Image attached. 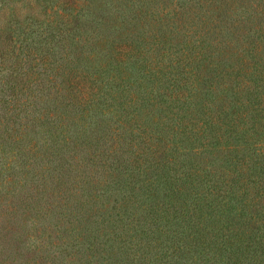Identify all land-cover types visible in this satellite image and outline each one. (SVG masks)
I'll return each mask as SVG.
<instances>
[{
	"label": "rangeland",
	"instance_id": "1",
	"mask_svg": "<svg viewBox=\"0 0 264 264\" xmlns=\"http://www.w3.org/2000/svg\"><path fill=\"white\" fill-rule=\"evenodd\" d=\"M25 1H32L34 5L33 0ZM209 1L201 0L200 2L205 5ZM161 2L160 6L166 4V0ZM193 2L197 6L198 2ZM37 5L34 9L35 17L41 18L43 10H41V4ZM214 5L224 8L222 2H214ZM27 8L22 9V13L18 14V19L22 20L26 14H31V10ZM184 9L180 8V13ZM219 11L212 12L214 23H217V17H222ZM209 15L210 13L205 14L193 8L181 14L180 17L183 19H175L180 33L175 31L171 33L172 36L169 39L171 44H164L165 47L170 45L171 48L163 56L154 55L152 50L148 49L149 43L155 41L152 32L156 31L157 24L153 21L150 25H145L143 31L146 32V36L145 41L139 44L141 47H138L135 41L131 42L134 50L139 48L143 51L145 59L140 54L141 56L137 59L117 61L111 58L115 53L117 43L109 46L107 42L100 45L92 43L96 48L90 51V47L83 48L71 43L70 35L55 36L57 40L53 37L49 41L45 38L36 40L35 35L33 39H27L21 55L22 66L19 68L29 71L28 76H34L42 65L47 64L42 62L53 61L55 58L54 64H57V67L54 68L53 64V68L46 72V76L53 80L55 78V84L54 81H49L48 92L39 98L35 97L37 101L33 107H36L37 117L33 122H27L26 129L20 127L19 132L23 131L25 141L31 143L30 149H28L30 145L19 148L17 142L14 141L22 135L19 132L12 134L7 142L5 135L0 136V264H264L263 226L259 225L260 227L257 228V223L252 221L245 223L242 229H237L235 226L230 228L225 221V218L229 220L228 217L231 218L232 215L241 212V200L247 202V210L254 212L256 217L259 216L256 211L252 210L256 205H253L254 203L247 198L248 195H253V192H249L245 197L242 196V199L241 191L235 192L227 198L228 204L216 206L217 210L212 220L209 215L210 211L204 213L196 229L183 228L184 224L180 218L167 217L170 218L167 221L165 216L157 220H153L150 215L147 216V213H153L151 206L155 202H162L166 198L163 197V193L175 188L178 181L174 177L177 174L182 176L181 181L185 189L178 193L174 189L169 198L185 199L186 202L193 198L188 192L195 188L194 182L185 178L186 172L190 169L181 166L190 157L183 152L189 150L190 142L197 145L199 141H203L206 133L210 141L215 140V137L211 136L213 131L207 130L209 126L201 134L200 139L194 137L188 141L187 137L179 132L173 134L170 127L176 120V114L173 112L176 105H173V101L168 97L158 95L163 91L164 82L158 81L155 76H161L163 73L167 75L169 72L177 74L181 64L174 69L172 66L158 68L146 62L158 57V65H161L168 58L172 60L184 58L183 53L185 50L189 52V47L188 44H183L181 47V42L179 43L182 39V32L191 26L189 32L194 33L196 25L193 27L192 23L198 25V32L206 31L210 27H206L204 19ZM5 21L2 20L4 23ZM23 21L26 22V19ZM215 35L220 36L217 30ZM253 35L257 36V33ZM14 36L15 38L20 37L18 30ZM66 51L68 55L63 58ZM44 53L46 58L42 59L41 54ZM217 58V56L211 57L216 66L211 65L208 70L210 72L201 68L200 78L202 75H214L215 71L226 74L230 67ZM203 60L206 64L209 63L206 57ZM36 62H40V66L32 68ZM4 64L9 66L10 63L5 61ZM152 67L158 69L157 73L150 69ZM81 72L89 76L93 74L103 81L109 78L114 79L110 84L111 93L103 96L105 98L101 97L102 101L90 109L78 110L76 108L64 111L60 107L62 109L58 112L61 115L60 126H52L47 120L48 114L53 113L54 105L60 106V100L63 97L59 95L68 92L65 86ZM132 81L141 84L146 91L153 90L155 95L151 100L153 103L151 105L143 104L139 107L140 109L127 106L133 110L140 126L147 129V132L148 129L153 130L154 146L165 141L170 148L172 141L179 145L181 141L184 143L183 147L178 146V153L175 150L167 152L171 158H179V162L177 161L175 165L176 169L172 167L173 163L162 162L157 165V172H150V170L137 172L136 169L131 175L123 174L119 172L120 166L117 169L112 167L110 162L113 154L106 158L108 148L113 146L117 149L123 141V135L121 137L115 135L121 132V124L124 123L125 118L124 105L121 101L128 98H125L120 90L125 85L127 96L136 95L139 87H132ZM212 82L206 81L205 84H212ZM197 85L201 90L193 97L194 101L199 104L209 102L210 94L203 92L206 88L204 84L200 86L201 84L197 83ZM105 88L108 86L105 85ZM2 90L6 97L12 93L9 85L4 86ZM111 94H114L116 99L112 98ZM56 95L58 97L53 101ZM241 95L246 98L247 94L241 92ZM205 109L201 112L190 110L191 112L184 115V120L195 128L200 127L202 118L205 117L203 115L206 112ZM262 119H255L256 122L252 124L257 129L249 128L252 126L250 123L245 125L249 128L244 132L248 140H264V127L257 126ZM45 120L48 125L44 124ZM128 124L134 126V131L132 133L129 129L125 139L127 142L132 139L133 146L126 143L123 147L125 154H134L133 149H138L142 145L139 143L140 136L146 133L142 128H138V124L134 125V119L126 123ZM225 127L226 124L222 125V128L217 130L218 134ZM4 128V124H1L0 134ZM50 129L53 131L51 132ZM236 140L237 137L232 136L228 142ZM248 145L250 143H246L245 138L239 142L241 148L239 154L242 151L248 153ZM91 151L99 155L92 159ZM216 153H205L207 156L203 158L204 161L195 162L192 168L198 169L200 175H205L203 168L206 167L224 168L232 174L237 167V154L230 150L223 158V154ZM72 154L74 156H71ZM53 157H55V162L51 161ZM56 163L61 164V166L57 165L62 174L61 182L57 181L59 172L55 174L49 171V168ZM42 177L47 178L46 184L41 183ZM88 179L91 183H87ZM147 180L155 189L144 188ZM68 186L69 191H67ZM71 191L73 194L68 195ZM87 192H90L89 196ZM78 194H84L83 199H87L86 210L83 209L87 212V216L81 217V222L75 216L76 210H80L79 206L70 214L74 206L71 204L72 200L74 202V197ZM67 195L71 197L70 201L66 199ZM135 210L137 212L133 215L141 217L144 222V226L139 227L138 230H134L131 224H127L129 211ZM240 216L239 220H246L245 215ZM238 222L242 227V223ZM176 225H180L184 230L179 233L178 238L174 236ZM85 227L91 229H84ZM122 228L126 231L124 242H121L117 236ZM174 249L179 251L173 252Z\"/></svg>",
	"mask_w": 264,
	"mask_h": 264
},
{
	"label": "trees",
	"instance_id": "2",
	"mask_svg": "<svg viewBox=\"0 0 264 264\" xmlns=\"http://www.w3.org/2000/svg\"><path fill=\"white\" fill-rule=\"evenodd\" d=\"M33 1L34 5H32V1L0 0V125L4 124L5 126L0 136L5 135L6 142L12 134L19 132L20 127L26 129L27 122L35 120L37 117L36 107H33V104L37 101L35 97L39 98L42 94L48 92L47 88H50L49 81H54L55 84V78L53 80V78L46 76L47 70L53 68V64L56 61L55 58H53V61L45 60L46 62H42L47 64L42 65L34 76H28L29 71L19 68L22 66V50L28 38L33 39L35 35L37 36L36 40L45 38L49 41L55 36L70 35L71 43L80 45L83 48L90 47V51L96 48L92 43L100 45L107 42V46L117 43L115 53L111 56L112 59L117 61L131 58L137 59L138 56H141L140 54H142V57L144 56L143 51L139 48L134 50L131 42L135 41L139 47V44L145 41L146 32L143 31L145 25H150L154 21L157 24L156 31L152 32L154 33L155 41L149 43L148 49H151L154 55L163 56L171 48L170 45L168 47L164 45L171 44L169 40L172 36L171 33L174 31L180 33L175 19H183V17H180L181 14L197 8L205 14L210 13L204 19L206 27L209 26L210 28L201 33L198 32V25L192 23L193 27L196 25L194 33L189 32L191 26L184 29L179 43L181 42V47L183 44H188L190 53L185 50L183 53L184 58L181 60L168 58L165 63L158 65L159 58L156 57L146 62V64L155 65L158 68L172 66L174 69H177L181 64L177 74L169 72L167 75L163 73L161 76H155L158 81L164 82L162 85L163 91L159 92L158 95L164 98L168 97L173 101V105H176L173 111L176 114V120L170 127L173 134L179 132L182 136L187 137L188 141L194 137L200 139L202 138L201 134L209 126L207 130L213 131L211 136H214L215 140L210 141L206 133L203 136V141H199L197 145L190 142L188 145L189 150L183 152L190 157L181 166H186L190 169L186 172L185 178L194 182L195 188H191L193 190L188 192L193 198L189 202H186L185 199L169 198L174 189L176 193L185 189L181 181L182 176L177 174L174 177L178 181L175 184V188L163 193V197L166 198L162 202H155L151 206L153 213H147V216L150 215L153 220L163 216L166 218L171 217L172 219L180 218L184 224L183 228L196 229L204 217V213L210 211L209 215H211L212 220L215 217L216 206L228 204L227 198L235 194V192L241 191V199L249 192H253L254 194L248 195L247 198L254 203L253 205H256L252 210L256 211L259 216L256 217L254 212L247 210V202L241 200V212L232 215L231 218L228 217L229 220L225 218V221H227L230 228L235 226L237 229H242L245 223L253 221L257 223V228L261 225L264 230V140H248L244 134L249 128L257 129L255 125H252L256 122L255 119L264 118V0H210L205 5L200 2L201 0H166V4L163 6H160L159 3L165 0ZM193 1L198 2L197 6L193 4ZM217 1L224 3V8L220 5H214V2ZM37 4H41V10H43V17L41 18L35 17L34 9L38 6ZM25 8L31 10V14H26L22 20L18 19V14H21L22 9ZM180 8H185L182 13L179 11ZM217 10H220L219 14L222 17H217V23H214L212 12ZM1 19L6 20L5 23ZM24 19H26V22L23 21ZM17 30L20 37L15 38L14 35ZM216 30L220 34L219 37L215 35ZM156 32L159 33L157 34ZM255 33H257V36L253 35ZM55 39L57 40L56 37ZM41 55L42 59L46 58L45 53ZM67 55L66 51L63 58ZM216 56L218 57L217 60L224 64L226 63L230 67L229 70L226 74L221 71H215L214 75H202L200 78L199 72L202 67L208 71L211 65L216 66L213 63L214 61L211 60V57ZM205 57L208 59V64L203 60ZM5 61H9V66L4 64ZM38 66H40V62H36L32 68ZM10 67L12 68L10 69ZM56 67L57 64H54V68ZM150 69L157 73L158 69L154 67ZM30 72L32 74V71ZM218 75L220 76L217 77ZM113 80L109 78L107 81H103L93 76V74L89 76L81 72L75 76L71 83L65 86L68 88V92L59 95L63 97L60 100V106L54 105L53 113L48 114V122L52 126H60L61 115L58 112H61L62 109L64 111L76 108L85 110V108L90 109L99 104L102 101L100 100L101 97L108 96L111 93L110 89L112 86L110 84L113 83ZM206 81L213 82L212 84H205ZM197 83L201 84L200 86L204 84L206 87L203 92L210 94L209 102L199 104L194 101L193 97L201 90ZM7 85L11 87L12 91L11 94L9 93V97H6L2 90ZM105 85L108 88H105ZM131 86L139 87L133 97L127 96V87L125 85L120 90L122 95L128 98L125 99L126 101L123 99L121 101L124 105L123 114L125 118L124 123L121 124V132H117L115 135L118 137L123 135V141L117 149L113 146L109 147L106 158L113 154L110 163L114 169L120 166L119 172L123 174L129 173L131 175L136 169L137 172L146 170L157 172V165L162 164V162L165 164L173 163L172 167L176 169L175 165L177 161L179 162V158H171L167 152L175 150L178 153V146L181 145L183 147V141H181L180 145L172 141L171 148L166 141L154 146L155 137L152 134L153 130L148 129L147 132V129L140 126L137 119H135L133 110L127 106L140 109L139 107L143 104L151 105L153 104L151 100L155 95L153 90L146 91L141 84H137L135 81L134 83L133 81L131 82ZM241 92L247 94L246 98L242 97ZM110 96L116 99L114 94ZM57 97L58 95L54 97L53 101ZM118 107L120 108L121 106L119 105ZM204 109L206 111L203 114L205 117L202 118L200 127L195 128L184 120V115L187 112H191L190 110L201 112ZM132 119H134V125L138 124V128H142L146 134L140 136L139 143H142L140 148L133 149L134 154L128 153L131 155L130 157L125 154L123 146L126 143L133 146L132 139L129 142L125 139L129 129L132 130V133L134 131V126L126 125ZM47 120L44 122L46 125H48ZM248 123L252 125L249 128L245 126ZM131 124L133 123L131 122ZM225 124L226 127L218 134L217 130ZM257 126L264 127V120L262 119L260 123L258 122ZM50 131L52 132L53 129H50ZM22 132L19 133L22 134ZM232 136L237 137V140L228 142ZM244 138L246 143H250L247 146L249 152L242 151L239 154L241 150L239 142ZM14 141L17 142L19 148L27 147V145H30L28 149L31 147V143L25 141V134L17 137ZM230 150L237 154V167L233 165L235 171L232 174L228 173L224 168L206 167L203 168L205 175H200L198 169L192 168L195 162L204 161L203 158L207 156L205 153L217 152L216 154H223L224 158ZM92 152V159L99 155L96 152H93L92 155ZM71 156H74V154ZM51 161L55 162V157ZM66 164L69 165L68 162ZM57 165L61 166V164L56 163L52 168H49V171H53L55 174L59 172L57 181L61 182L62 174ZM46 179V177H42L41 183L46 184ZM87 183H91V180L88 179ZM144 188L155 189L152 183H149V180L145 182ZM67 191H69V186ZM87 193L89 196L90 192ZM71 194H73L72 191L68 192V195ZM68 195L66 199L70 201L71 197H68ZM82 195L84 194H78V196L74 197L75 201L73 202L72 200L71 203L74 206L70 211V214H72L71 212L79 206L80 210H76L77 214L75 216L80 222L81 217L87 216V212L84 211L86 210L87 199H83ZM240 207L238 206L239 209ZM137 210L129 211L127 222V224H131L134 230L144 226L141 217L133 215ZM242 214L245 215L246 220H239ZM169 220L170 218H167V221ZM238 221L242 223V227ZM176 227L174 236L178 238L179 233L184 230L180 225H176ZM84 229L89 228L85 227ZM125 234L126 231L123 228L117 234L121 242L125 241ZM89 243L93 242L89 241ZM245 244L249 245V243ZM175 251L178 252L179 250L174 249L173 252Z\"/></svg>",
	"mask_w": 264,
	"mask_h": 264
}]
</instances>
